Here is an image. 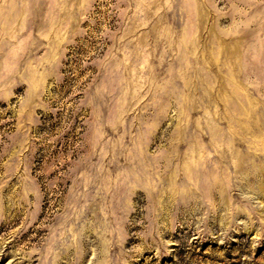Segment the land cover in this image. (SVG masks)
<instances>
[{"label":"rangeland","instance_id":"obj_1","mask_svg":"<svg viewBox=\"0 0 264 264\" xmlns=\"http://www.w3.org/2000/svg\"><path fill=\"white\" fill-rule=\"evenodd\" d=\"M0 264H264V0H0Z\"/></svg>","mask_w":264,"mask_h":264}]
</instances>
